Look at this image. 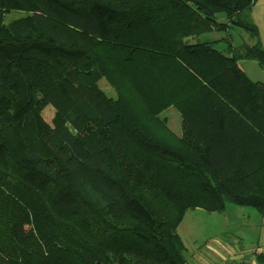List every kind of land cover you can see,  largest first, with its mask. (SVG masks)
Listing matches in <instances>:
<instances>
[{"label":"trees","instance_id":"1","mask_svg":"<svg viewBox=\"0 0 264 264\" xmlns=\"http://www.w3.org/2000/svg\"><path fill=\"white\" fill-rule=\"evenodd\" d=\"M256 1L0 0V264H185L187 210L264 214Z\"/></svg>","mask_w":264,"mask_h":264},{"label":"rangeland","instance_id":"2","mask_svg":"<svg viewBox=\"0 0 264 264\" xmlns=\"http://www.w3.org/2000/svg\"><path fill=\"white\" fill-rule=\"evenodd\" d=\"M261 1H256V8ZM23 14V11L11 10L6 13L5 21ZM216 19L218 22L226 20L223 12H218ZM262 34L264 39V28H262ZM199 40L213 41L214 47L220 51H225L228 42L235 49L253 43L247 32L235 26H230L227 31L204 33L199 37ZM237 63L250 79L264 83V69L255 60L238 59ZM98 85L107 96L114 97L113 90L103 78H99ZM53 114L54 109L51 105H46L42 110L43 119L49 123ZM160 116L167 119L168 126L176 135L181 133L180 116L176 109L168 107ZM262 223H264V214L259 213L255 208L228 203L220 212L209 213L202 209L187 210L177 227V234L185 246L183 249L181 248L183 251L199 249L198 246L213 235L233 239L236 245L239 244L241 248L250 249L257 243L260 245L264 243V227L260 225Z\"/></svg>","mask_w":264,"mask_h":264},{"label":"crops","instance_id":"3","mask_svg":"<svg viewBox=\"0 0 264 264\" xmlns=\"http://www.w3.org/2000/svg\"><path fill=\"white\" fill-rule=\"evenodd\" d=\"M256 9H258L257 12ZM251 15L258 27L261 44L264 48L262 34V28H264V0L260 2L257 8L256 4L254 5ZM260 225L264 227V223ZM184 247L182 244V249ZM198 247L199 249L195 251L180 250L185 264H264L257 258L258 255L264 256V243L261 245L257 243L250 249H243L239 244L236 245L233 239L213 235L209 239H205Z\"/></svg>","mask_w":264,"mask_h":264}]
</instances>
